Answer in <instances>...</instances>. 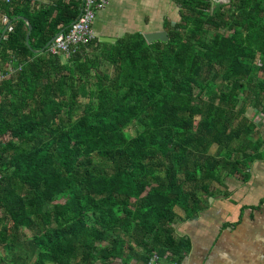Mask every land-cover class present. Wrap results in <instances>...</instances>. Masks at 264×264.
I'll return each instance as SVG.
<instances>
[{
	"label": "trees",
	"instance_id": "trees-1",
	"mask_svg": "<svg viewBox=\"0 0 264 264\" xmlns=\"http://www.w3.org/2000/svg\"><path fill=\"white\" fill-rule=\"evenodd\" d=\"M177 2L168 42L96 37L65 61L47 45L76 4L0 2V264H180L176 208L257 156L264 0Z\"/></svg>",
	"mask_w": 264,
	"mask_h": 264
},
{
	"label": "crops",
	"instance_id": "crops-1",
	"mask_svg": "<svg viewBox=\"0 0 264 264\" xmlns=\"http://www.w3.org/2000/svg\"><path fill=\"white\" fill-rule=\"evenodd\" d=\"M83 1L32 0V7L40 11L63 2L81 9ZM180 12L177 0H110L97 12L93 29L97 37L119 39L137 33L145 37L167 32L180 22ZM255 132L261 144L243 174L227 177L213 195H198L199 208L191 218L183 208H176L175 238L191 244L180 264H264V125L257 124ZM112 264L147 262L132 255L116 258Z\"/></svg>",
	"mask_w": 264,
	"mask_h": 264
},
{
	"label": "built area",
	"instance_id": "built-area-1",
	"mask_svg": "<svg viewBox=\"0 0 264 264\" xmlns=\"http://www.w3.org/2000/svg\"><path fill=\"white\" fill-rule=\"evenodd\" d=\"M0 2L11 3V0H0ZM109 3L110 0H84L77 19L71 23L66 32L59 33L48 47L49 54H74L81 45H87L95 39L97 36L93 25L97 12ZM10 28L11 26L8 29ZM15 72V69H10L9 74ZM148 264H165V262L159 254H154Z\"/></svg>",
	"mask_w": 264,
	"mask_h": 264
},
{
	"label": "water",
	"instance_id": "water-1",
	"mask_svg": "<svg viewBox=\"0 0 264 264\" xmlns=\"http://www.w3.org/2000/svg\"><path fill=\"white\" fill-rule=\"evenodd\" d=\"M233 2V0H210L211 3V7L214 8L216 5L221 6H227L230 5ZM17 20H23L26 22V24L28 25V28H30V32H28L27 38H26V42L27 45H30L31 42V36L33 33V26L30 23V21H28L26 18L24 17H18L16 18ZM12 24V21H10L7 26L4 29L3 35L6 33V31L8 30L9 26ZM58 36V35H57ZM100 41H105V42H116L118 39L115 37H108V36H101L99 37ZM145 39L147 40L148 43H154V42H168L169 41V36L167 32H155V33H149L145 35ZM2 38H0V42H1ZM55 40V37L52 39V41L47 45V49L48 47L52 44V42ZM46 50H43L42 52H45Z\"/></svg>",
	"mask_w": 264,
	"mask_h": 264
},
{
	"label": "rangeland",
	"instance_id": "rangeland-1",
	"mask_svg": "<svg viewBox=\"0 0 264 264\" xmlns=\"http://www.w3.org/2000/svg\"><path fill=\"white\" fill-rule=\"evenodd\" d=\"M61 55H62V59H65V60H66V55L63 54V53H61ZM197 93H198V91H197ZM252 112H253V111L250 110V114H251ZM258 115H259V116H258ZM256 116H257L256 119H255L256 123L259 124V125H261V126L264 125L262 115L257 114ZM97 157H98V156H97ZM95 160H98V159L95 158ZM46 208H47V209H50L51 206H47Z\"/></svg>",
	"mask_w": 264,
	"mask_h": 264
}]
</instances>
